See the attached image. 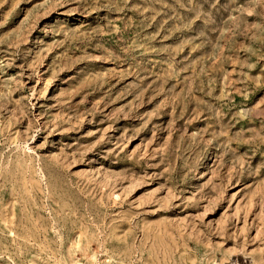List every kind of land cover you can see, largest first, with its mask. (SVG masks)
Returning <instances> with one entry per match:
<instances>
[{
  "label": "rangeland",
  "instance_id": "374dc122",
  "mask_svg": "<svg viewBox=\"0 0 264 264\" xmlns=\"http://www.w3.org/2000/svg\"><path fill=\"white\" fill-rule=\"evenodd\" d=\"M0 264H264V0H0Z\"/></svg>",
  "mask_w": 264,
  "mask_h": 264
}]
</instances>
